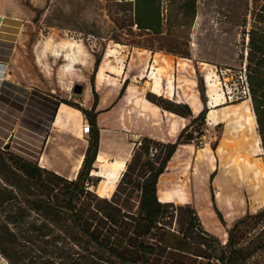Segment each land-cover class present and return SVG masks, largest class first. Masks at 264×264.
Instances as JSON below:
<instances>
[{
	"label": "rangeland",
	"instance_id": "rangeland-1",
	"mask_svg": "<svg viewBox=\"0 0 264 264\" xmlns=\"http://www.w3.org/2000/svg\"><path fill=\"white\" fill-rule=\"evenodd\" d=\"M247 1L197 0L196 15L183 16L179 0H164L166 39L135 28L134 43L116 39L109 0H0V152L77 178L92 140L78 106L91 109L97 100L103 148L90 188L138 213L134 182L148 174L144 163L161 162L207 108L205 122L186 132L194 139L183 137L160 177L159 199L172 205L166 227L203 250L211 240L225 245L243 219L249 235L264 233V217L254 218L264 208V159L243 66ZM76 83L86 86L82 95L73 92ZM178 103L193 115L174 111ZM248 264H264V248Z\"/></svg>",
	"mask_w": 264,
	"mask_h": 264
},
{
	"label": "trees",
	"instance_id": "trees-1",
	"mask_svg": "<svg viewBox=\"0 0 264 264\" xmlns=\"http://www.w3.org/2000/svg\"><path fill=\"white\" fill-rule=\"evenodd\" d=\"M109 1L113 2L109 11L117 40L137 43L135 38L141 34L135 28L159 40L168 36L164 0ZM179 1L183 16L196 15L197 0ZM241 17L247 98L255 113L264 159V0H248ZM100 64L97 58L95 70ZM94 93L97 95L95 88ZM62 102L73 105L68 100ZM97 106V100L91 109L78 106L91 124L92 140L75 179L9 151L0 152V255L7 262L0 264H197L199 257L208 259V264H248L264 248L263 231L249 235L244 219L229 229L225 245L216 240L204 243L209 252L195 246L187 233L181 236L166 227L164 221L172 205L159 199L160 177L183 137L194 139V132H186L205 122L207 108L192 118L175 143L167 145L161 162L146 160L148 174L134 182L141 189L140 210L132 213L114 197H102L89 185L100 146ZM177 107L174 111L193 115L188 104L178 103ZM182 107L186 110H180ZM127 176L128 172L122 183ZM261 217L264 208L254 216Z\"/></svg>",
	"mask_w": 264,
	"mask_h": 264
},
{
	"label": "bare ground",
	"instance_id": "bare-ground-1",
	"mask_svg": "<svg viewBox=\"0 0 264 264\" xmlns=\"http://www.w3.org/2000/svg\"><path fill=\"white\" fill-rule=\"evenodd\" d=\"M205 64V63H204ZM146 85L147 86H150V83L149 82H147L146 83ZM252 118H253V120L254 121H256V117H255V113H254V111H252ZM15 138H17V137H15ZM238 143H240L239 141H235V142H232V147H234V146H236ZM44 144H46V143H44ZM44 147V146H43ZM245 158V155L243 154V153H240L239 155H238V157H237V162L239 163L241 160H243ZM43 160H45V158H42ZM102 160V157L101 156H99V158H98V162L99 161H101ZM109 160V159H108ZM107 160V161H108ZM123 160V159H122ZM83 161V160H82ZM82 161H80L81 163L78 165V168H80L81 166H82ZM103 162V161H102ZM123 163V162H122ZM104 164V163H103ZM126 164V163H125ZM106 165H108V164H106ZM105 165V166H106ZM104 166V165H103ZM110 167V166H109ZM119 168V167H118ZM110 169H111V167H110ZM113 170H115L116 172H117V170L115 169V167L113 168ZM97 171H98V169H97ZM106 171H108V168H106ZM114 171V172H115ZM95 174V173H94ZM104 176H106V175H104ZM120 179V176L118 175V178H117V181ZM107 180V179H106ZM114 188V187H113ZM104 189V188H103ZM108 190V189H107ZM113 190V189H112Z\"/></svg>",
	"mask_w": 264,
	"mask_h": 264
},
{
	"label": "water",
	"instance_id": "water-1",
	"mask_svg": "<svg viewBox=\"0 0 264 264\" xmlns=\"http://www.w3.org/2000/svg\"><path fill=\"white\" fill-rule=\"evenodd\" d=\"M85 88H86V86H85L84 84L76 83V84H74V86H73V92H74L75 94L82 95V94L84 93V91H85ZM6 148L9 149V148H10V144H8V145L6 146Z\"/></svg>",
	"mask_w": 264,
	"mask_h": 264
},
{
	"label": "built area",
	"instance_id": "built-area-1",
	"mask_svg": "<svg viewBox=\"0 0 264 264\" xmlns=\"http://www.w3.org/2000/svg\"><path fill=\"white\" fill-rule=\"evenodd\" d=\"M82 131L84 134H90L91 133V124L89 122H86L83 125Z\"/></svg>",
	"mask_w": 264,
	"mask_h": 264
},
{
	"label": "crops",
	"instance_id": "crops-1",
	"mask_svg": "<svg viewBox=\"0 0 264 264\" xmlns=\"http://www.w3.org/2000/svg\"><path fill=\"white\" fill-rule=\"evenodd\" d=\"M101 148H103V147H102V145L100 144V149H101ZM100 149H99V151H100ZM48 160H49V159H48ZM82 160H83V159H82ZM82 160H81V161H82ZM80 163H81V162H80ZM82 163H83V161H82ZM81 167H82V166H81ZM81 167H80V168H81ZM80 168H79V169H80Z\"/></svg>",
	"mask_w": 264,
	"mask_h": 264
}]
</instances>
